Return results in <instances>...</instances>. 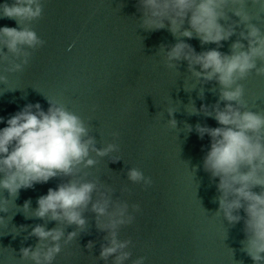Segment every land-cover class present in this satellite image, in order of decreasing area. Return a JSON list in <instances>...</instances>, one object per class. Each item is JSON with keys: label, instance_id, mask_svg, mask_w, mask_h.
<instances>
[{"label": "water", "instance_id": "95a60500", "mask_svg": "<svg viewBox=\"0 0 264 264\" xmlns=\"http://www.w3.org/2000/svg\"><path fill=\"white\" fill-rule=\"evenodd\" d=\"M4 2L0 0V4ZM137 7V0H44L43 18L33 27L46 41L45 46L32 55L20 73L6 74V65H0V75H8V84H0V93L24 90L0 95V117L6 121L29 103H39L46 111L47 97L91 122L97 148L111 142L119 144V153L97 158L96 167L86 171L87 179L100 178L115 189L114 199L130 205L135 220L120 230V238L132 241L129 250L133 260L143 256L145 264H253L240 251L243 222L230 226L222 214L215 213L218 203L213 199L218 195V180H211L203 170L210 139L205 136L201 140L195 125H218L202 114L190 116L186 112L191 108L190 100L197 109L215 104L218 95L209 91L215 85H204L203 100L198 96L199 86L191 93L185 92L184 88L190 91L195 83L186 62L180 63L178 74L167 69L163 56L157 54L161 45H174L175 39L166 30L145 32L139 28ZM245 11L264 30V7L249 2ZM4 26L16 24L0 19V27ZM236 39L233 36L219 50L228 53L230 43ZM185 42L198 53L215 47L202 48L196 39ZM242 83L248 109L264 112V77L252 73ZM168 110L176 112L174 117L168 115ZM172 118L177 121L175 129L168 123ZM187 124L193 126L191 133ZM5 126L0 124V129ZM114 132L119 133L116 141ZM115 156L121 160L112 163ZM130 168L150 177L151 187L145 189L142 184L129 182L126 173ZM60 182L54 179L21 190L15 203L23 206L31 200L34 209L37 199ZM124 188L128 192L122 193ZM3 195L7 197L6 192L0 193V199ZM133 204L140 206V212L131 213ZM17 211L22 209L10 202L9 213H0L7 225H0V264H25L20 261L21 247H35L38 242L35 237L25 240L31 227L13 238L14 225L19 228L44 223L26 220L21 213L15 215ZM240 214L243 216V212ZM85 216L89 221L86 232L63 247L54 264H104L97 257L105 233L97 231L93 214ZM55 226L50 222L47 229ZM72 231L75 228L69 227L65 234ZM89 241L95 243L91 252L86 247Z\"/></svg>", "mask_w": 264, "mask_h": 264}, {"label": "clouds", "instance_id": "9594fccd", "mask_svg": "<svg viewBox=\"0 0 264 264\" xmlns=\"http://www.w3.org/2000/svg\"><path fill=\"white\" fill-rule=\"evenodd\" d=\"M249 2L252 6L264 7L262 0H137V10L139 28L145 32L166 30L175 39L174 45H161L157 54L163 56L167 69L178 74L180 63L186 62L187 72L195 83L190 91L184 88L185 92L191 93L199 86L198 96L203 100L204 85H215L209 89L218 95L215 104L197 109L190 100L191 108L186 112L190 116L202 114L218 125L213 128L197 123L194 129L201 140L205 136L210 139L202 166L211 180H218L215 185L218 195L213 199V203H218L215 213L222 214L230 226L243 222L240 251L253 264H264V112L248 109L242 83L252 73L264 77V30L245 11ZM43 13L44 0H5L0 4V19L16 24V27H0V65H6L4 73L22 72L32 55L45 46L46 41L33 27L43 18ZM237 29L241 30L237 32ZM233 36L237 39L230 43L229 52L220 51L224 42ZM192 39L198 40L202 48L215 47L198 53L185 42ZM0 84H8V75H0ZM18 90L24 91L16 88L5 92ZM45 99L49 104L46 111L39 103H29L6 121L0 117V124L6 123L0 129V193H7V197L3 195L0 199V213L8 214L11 202L22 209L15 215L21 213L26 220L44 222L19 228L14 225L11 233L14 239L31 227L25 240L35 237L38 241L35 247H21L20 261L54 264L62 248L86 232L89 221L85 213H91L97 231L105 233L99 261L126 264L131 260L132 264H145L143 256L132 259L129 250L132 241L120 238V230L135 220L130 214V205L114 199L115 189L100 178L87 179L86 170L96 167L98 159L119 153V144L111 142L97 148L90 121L63 103ZM174 113L168 110L170 117ZM168 123L177 128L175 118ZM187 126L191 133L193 126ZM112 136L114 141L119 139V133L114 132ZM120 160L115 156L111 162ZM126 175L132 184H142L145 189L152 185V179L137 168H130ZM54 179L61 182L40 196L34 209L31 200L23 206L15 203L21 190L33 189ZM121 191L128 192V189ZM140 210L138 204L131 205V213ZM5 221L0 216V225L6 227ZM50 222L56 226L49 230ZM69 227L75 231L66 235ZM86 247L91 252L95 243L89 241Z\"/></svg>", "mask_w": 264, "mask_h": 264}]
</instances>
